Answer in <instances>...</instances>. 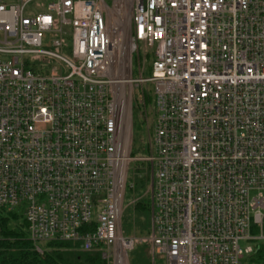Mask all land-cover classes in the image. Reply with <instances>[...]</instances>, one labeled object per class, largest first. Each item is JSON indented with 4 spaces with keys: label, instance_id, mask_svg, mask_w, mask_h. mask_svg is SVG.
<instances>
[{
    "label": "built area",
    "instance_id": "1",
    "mask_svg": "<svg viewBox=\"0 0 264 264\" xmlns=\"http://www.w3.org/2000/svg\"><path fill=\"white\" fill-rule=\"evenodd\" d=\"M0 32V209L24 208L33 243H78L104 264L145 242L150 264H259L264 0H0ZM148 83L152 130L134 158L133 86ZM136 161L150 175L144 240L123 233Z\"/></svg>",
    "mask_w": 264,
    "mask_h": 264
},
{
    "label": "trees",
    "instance_id": "2",
    "mask_svg": "<svg viewBox=\"0 0 264 264\" xmlns=\"http://www.w3.org/2000/svg\"><path fill=\"white\" fill-rule=\"evenodd\" d=\"M133 107H135L134 103ZM134 117L135 108L133 128ZM139 153L133 131L132 156L140 158ZM144 171L148 178L149 172ZM123 233L125 236H134L140 240L149 238L150 211L147 201L136 202L133 221L127 225L123 224ZM42 244L46 246L40 247L42 251L39 252L30 240L23 207L11 211L0 209V264H104L97 251L83 252L78 243L49 242ZM139 244L143 246L142 260L143 257L144 261L147 257L150 259L149 243ZM256 261L264 264V246L258 251Z\"/></svg>",
    "mask_w": 264,
    "mask_h": 264
},
{
    "label": "rangeland",
    "instance_id": "3",
    "mask_svg": "<svg viewBox=\"0 0 264 264\" xmlns=\"http://www.w3.org/2000/svg\"><path fill=\"white\" fill-rule=\"evenodd\" d=\"M1 36V32H0ZM52 36L49 33L43 34V48L48 51L57 52L56 48L52 46ZM148 56L146 61L143 59L141 60V71L144 78H150L152 76V65L154 62V51L153 49L147 50ZM60 54L68 56L66 53L59 52ZM52 64L54 66H57L59 69L61 68L60 63L57 61H53ZM134 77H139L138 69L134 68ZM136 85V84H134ZM133 102L134 106L133 111L135 108V117H134V134H135V144L136 148L139 150V156L138 157H146L147 152L145 150L146 146V136L149 132L152 130V123L154 118V110H153V84H141L139 86H133ZM139 166V168H137ZM146 163L143 161H136L131 166V171L129 175V186L131 184H134V188H130L128 186V189L125 194V204H124V215H123V224L127 225L133 221L134 218V207L136 204V201H147L148 200V185L150 180V175L147 178L145 175V171H148V167H146ZM136 168V169H135ZM135 170V172L133 171ZM140 172V173H139ZM149 172V171H148ZM254 237L259 236L258 233L253 234ZM35 244V243H34ZM242 249H246L247 247L256 248L257 243L255 241H241L240 243ZM36 249L37 247L40 249V247H45V244H35ZM40 251H42L40 249ZM39 251V252H40ZM143 251V246L141 244H136L135 249L130 252L129 254V260L130 264H150V259L147 257V260L144 261L141 258ZM158 264L163 263V257H157ZM240 264H255L251 261L250 257L248 255H245L240 260Z\"/></svg>",
    "mask_w": 264,
    "mask_h": 264
}]
</instances>
